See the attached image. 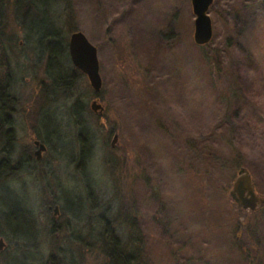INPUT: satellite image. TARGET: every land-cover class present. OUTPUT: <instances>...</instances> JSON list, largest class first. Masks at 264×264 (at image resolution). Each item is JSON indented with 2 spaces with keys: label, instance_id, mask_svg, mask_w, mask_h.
I'll return each instance as SVG.
<instances>
[{
  "label": "rangeland",
  "instance_id": "374dc122",
  "mask_svg": "<svg viewBox=\"0 0 264 264\" xmlns=\"http://www.w3.org/2000/svg\"><path fill=\"white\" fill-rule=\"evenodd\" d=\"M11 13L9 161L19 171L0 211L20 198L39 232L33 252L0 237V264H48L52 254L54 264H105L106 224L123 243L135 238L144 264H264V207L244 211L229 197L245 169L264 198V0H214L204 47L190 0H61L63 40L80 32L95 46L102 87L95 95L67 58L74 86L47 98L37 86L47 58L36 61L35 39ZM121 205L128 215L115 221ZM13 228L0 219V232Z\"/></svg>",
  "mask_w": 264,
  "mask_h": 264
},
{
  "label": "trees",
  "instance_id": "16d2710c",
  "mask_svg": "<svg viewBox=\"0 0 264 264\" xmlns=\"http://www.w3.org/2000/svg\"><path fill=\"white\" fill-rule=\"evenodd\" d=\"M60 1L61 0H0V191L2 190L3 192L5 190L8 191V188H10L8 183L9 178L19 171V164L11 165L9 161L12 147L11 142L15 137L13 136L14 134H12V128L9 122L11 119L10 113L12 111L10 110V103L11 101L13 102L10 95L13 73L11 67L12 59H10V52L8 51H11L12 47L15 45V40H13L15 39V35H12L11 32H7L8 26L5 22L7 11L11 10V15L15 18L17 24L23 31L25 38L35 39L33 44L34 48L30 51L37 54L36 61L40 62L43 58H47V78L43 79L37 86L39 94L45 93V95H49V89H51V91L58 87L70 89L74 86L75 81L73 76L66 74V71H61V60L66 61L69 57H67L68 46L66 45V41L63 40L65 38L61 35L54 19V11ZM73 72L80 73L75 68ZM72 108L75 111V117L80 118L83 113L81 112V104L76 101ZM83 132L84 130L82 131L81 129L79 131V136H81ZM85 138L88 141L87 136ZM79 146L81 148L79 162L81 163L83 160L86 161V154L83 146L81 144ZM10 200L11 202H8V204L11 205L9 207L10 209L0 211V219L6 218L9 224L14 226V228L9 235L1 231L0 237H4L8 241L12 240L16 242L17 245L15 249H18V251L21 248L23 249L21 252H33L36 250V241L39 232L38 221L28 208V205L22 202L20 198L14 196V198ZM64 200L63 206H67V197H65ZM261 211L264 212V208L261 209ZM123 215L127 216L128 214L121 205L115 221L123 218ZM10 220L13 221V223H11ZM24 229L25 231L27 230V233H23ZM113 230V227L109 229L108 224H106L104 234L101 235V239L98 241L105 264H144V260H141L137 250H135L138 246L135 238L132 237L131 239V241L135 242L134 245L123 243L115 237L112 232ZM132 246H134L135 249L131 248ZM54 258L53 254L50 255L48 264H54ZM29 262L32 264L34 262V264H36V261H32L31 259ZM66 264H72V262H67Z\"/></svg>",
  "mask_w": 264,
  "mask_h": 264
},
{
  "label": "water",
  "instance_id": "95a60500",
  "mask_svg": "<svg viewBox=\"0 0 264 264\" xmlns=\"http://www.w3.org/2000/svg\"><path fill=\"white\" fill-rule=\"evenodd\" d=\"M213 1L190 0L192 14L194 16L193 41L199 47H204L212 41L213 30L208 11ZM68 54L72 66L87 78L94 94L98 95L102 87V80L99 74V63L95 46L82 33L76 32L69 38ZM102 109L97 102H93L91 110L94 113L97 110L102 111ZM34 145L38 147L36 152L38 157L42 152H45L44 145L39 142H35ZM229 197L239 209L244 211H255L258 207H264V198L256 194L252 177L245 169L238 171L237 177L229 191ZM56 212L57 209H55ZM4 247L5 244L0 239V252Z\"/></svg>",
  "mask_w": 264,
  "mask_h": 264
},
{
  "label": "flooded vegetation",
  "instance_id": "af4514ba",
  "mask_svg": "<svg viewBox=\"0 0 264 264\" xmlns=\"http://www.w3.org/2000/svg\"><path fill=\"white\" fill-rule=\"evenodd\" d=\"M256 192V191H255ZM256 194H257V192H256ZM258 195V194H257ZM260 196V195H259Z\"/></svg>",
  "mask_w": 264,
  "mask_h": 264
}]
</instances>
